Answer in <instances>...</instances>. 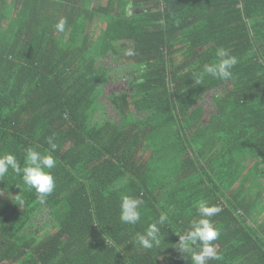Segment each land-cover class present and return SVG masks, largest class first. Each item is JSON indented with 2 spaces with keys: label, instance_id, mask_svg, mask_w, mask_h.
<instances>
[{
  "label": "trees",
  "instance_id": "obj_1",
  "mask_svg": "<svg viewBox=\"0 0 264 264\" xmlns=\"http://www.w3.org/2000/svg\"><path fill=\"white\" fill-rule=\"evenodd\" d=\"M219 48L232 80L197 85ZM109 56L130 73L108 95L120 122L101 111ZM28 147L55 157L56 187L41 204L22 175L0 181V264H192L177 244L202 199L221 208L208 264H264V0H0V156L23 167ZM124 195L143 201L135 225ZM161 213L164 241L142 248Z\"/></svg>",
  "mask_w": 264,
  "mask_h": 264
},
{
  "label": "clouds",
  "instance_id": "obj_2",
  "mask_svg": "<svg viewBox=\"0 0 264 264\" xmlns=\"http://www.w3.org/2000/svg\"><path fill=\"white\" fill-rule=\"evenodd\" d=\"M68 21L66 18H59L54 25V30L59 33L65 31ZM126 56H134L133 48L124 53ZM218 63L205 64L202 71L197 75L196 84L201 85L205 75L222 81H231L233 69L238 64L236 56L224 48L217 49ZM55 137L47 138L51 152L57 148L54 142ZM25 166L14 154L0 156V181L11 170L17 175H22L23 182L29 189H34L41 204L45 203L56 187L55 179L51 170L57 166V161L52 154H44L33 147L24 150ZM143 201L137 197L124 195L120 203V221L124 224L135 225L141 221L140 208ZM221 208L215 205L210 206L206 200H200L197 205L199 219H194L188 229L179 235L178 251L184 257H189L192 264H208L210 260L220 259L216 246L213 243L219 238L220 232L213 225L211 217L217 215ZM169 222L167 213H161L159 219L148 226L144 233L135 235L136 242L144 249H153L161 246L164 237L161 227Z\"/></svg>",
  "mask_w": 264,
  "mask_h": 264
},
{
  "label": "rangeland",
  "instance_id": "obj_3",
  "mask_svg": "<svg viewBox=\"0 0 264 264\" xmlns=\"http://www.w3.org/2000/svg\"><path fill=\"white\" fill-rule=\"evenodd\" d=\"M100 63L104 67H108L113 71V78L111 82L107 85L105 94L101 98V111L104 110V114L106 118H111L114 121L120 122L119 115L116 112L115 108L111 104V100L108 95H112L114 93H121L128 90V75L129 68L125 66L119 59L111 58L110 56L104 59V61L100 60ZM224 90L220 89L218 93H222ZM216 92H211L206 95L204 106L206 107L207 113L209 114L213 109V97ZM257 208L260 210L262 214L260 221L264 220V195L257 202ZM52 221V217L50 214V209L45 207L41 211H39L38 215L34 218V231L38 232L40 229L42 230L46 224ZM40 230V231H41Z\"/></svg>",
  "mask_w": 264,
  "mask_h": 264
}]
</instances>
